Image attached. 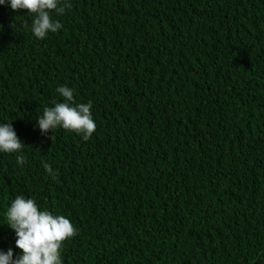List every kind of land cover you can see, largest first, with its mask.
<instances>
[{"label":"trees","instance_id":"trees-1","mask_svg":"<svg viewBox=\"0 0 264 264\" xmlns=\"http://www.w3.org/2000/svg\"><path fill=\"white\" fill-rule=\"evenodd\" d=\"M67 2L44 39L0 5V251L22 195L77 230L63 264H264V0ZM61 86L88 140L39 129Z\"/></svg>","mask_w":264,"mask_h":264},{"label":"clouds","instance_id":"clouds-1","mask_svg":"<svg viewBox=\"0 0 264 264\" xmlns=\"http://www.w3.org/2000/svg\"><path fill=\"white\" fill-rule=\"evenodd\" d=\"M10 4L14 11L27 10L34 15L32 32L44 39L49 32L55 33L62 28L59 21L53 20L54 11L62 15L70 9L67 0H0V5ZM63 102H55L53 107H46L38 117V127L42 133H48L58 126L65 130L83 135L88 140L96 131L97 125L92 118L91 102L75 104L73 90L61 86L56 90ZM24 143L17 136L11 123L0 124V152H21ZM17 163H25V157L18 155ZM48 173L55 174L50 165L44 164ZM7 226L16 233V247L21 255L14 258L10 248L7 252L0 251V264H63L61 249L64 241L76 234L71 221L63 215H54L48 210H40L32 198L18 195L6 211Z\"/></svg>","mask_w":264,"mask_h":264}]
</instances>
